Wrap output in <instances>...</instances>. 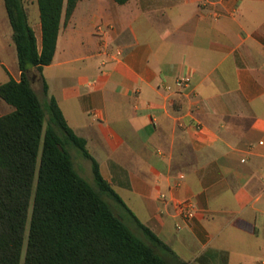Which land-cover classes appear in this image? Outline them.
I'll list each match as a JSON object with an SVG mask.
<instances>
[{"label":"crops","instance_id":"0c3cea01","mask_svg":"<svg viewBox=\"0 0 264 264\" xmlns=\"http://www.w3.org/2000/svg\"><path fill=\"white\" fill-rule=\"evenodd\" d=\"M24 5L41 50L38 2ZM0 67V86L20 82L4 0ZM31 79L184 263L264 264V0H81ZM3 102L0 117L14 111Z\"/></svg>","mask_w":264,"mask_h":264},{"label":"trees","instance_id":"16d2710c","mask_svg":"<svg viewBox=\"0 0 264 264\" xmlns=\"http://www.w3.org/2000/svg\"><path fill=\"white\" fill-rule=\"evenodd\" d=\"M80 1L37 0L40 50L24 0H4L22 78L0 86V98L14 108L0 117V264H186L104 180L57 101L33 87L31 72L53 64L63 15L69 22ZM69 147L92 162L96 187L75 168Z\"/></svg>","mask_w":264,"mask_h":264},{"label":"rangeland","instance_id":"374dc122","mask_svg":"<svg viewBox=\"0 0 264 264\" xmlns=\"http://www.w3.org/2000/svg\"><path fill=\"white\" fill-rule=\"evenodd\" d=\"M37 12L38 14L39 12V8L37 5ZM1 68V67H0ZM35 91L38 93V95L43 99L44 95H43V90H40L38 92V86H34ZM40 93V94H39ZM4 106L6 108H9V105L5 102H3ZM4 109V108H3ZM6 114V113H5ZM68 150L71 152L72 156H73V161L75 164V168L79 171V173L81 175H83V177L85 179H87V181H89V183H91L94 187H96V183H95V179H94V174H93V166H92V162L89 161L88 159L84 158L83 155L81 154V152L74 148V147H69ZM113 206L114 209L116 211V213L123 218V220L132 227V229H137L136 225L133 223L131 216L129 215V213L123 209L122 207H120L119 205L115 204L114 202ZM137 232V230H135ZM138 235V234H137ZM25 252H26V247L24 249V256H25Z\"/></svg>","mask_w":264,"mask_h":264},{"label":"built area","instance_id":"2783aa9c","mask_svg":"<svg viewBox=\"0 0 264 264\" xmlns=\"http://www.w3.org/2000/svg\"><path fill=\"white\" fill-rule=\"evenodd\" d=\"M162 200L165 202V204L174 206L177 216L185 221L192 220L196 215V205L191 200L170 201L165 195H162ZM177 228L181 229V226H177Z\"/></svg>","mask_w":264,"mask_h":264}]
</instances>
